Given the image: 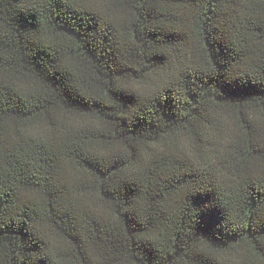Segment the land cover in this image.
Listing matches in <instances>:
<instances>
[{"label": "trees", "instance_id": "16d2710c", "mask_svg": "<svg viewBox=\"0 0 264 264\" xmlns=\"http://www.w3.org/2000/svg\"><path fill=\"white\" fill-rule=\"evenodd\" d=\"M0 264H264V0H0Z\"/></svg>", "mask_w": 264, "mask_h": 264}]
</instances>
